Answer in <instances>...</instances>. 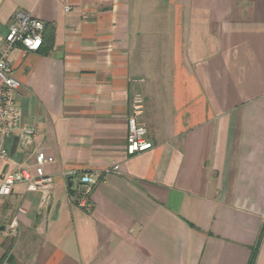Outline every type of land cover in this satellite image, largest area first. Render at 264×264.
Wrapping results in <instances>:
<instances>
[{
	"label": "crops",
	"instance_id": "crops-1",
	"mask_svg": "<svg viewBox=\"0 0 264 264\" xmlns=\"http://www.w3.org/2000/svg\"><path fill=\"white\" fill-rule=\"evenodd\" d=\"M17 10L45 23L9 62L55 182L0 200V263L264 264V0H0V41Z\"/></svg>",
	"mask_w": 264,
	"mask_h": 264
},
{
	"label": "built area",
	"instance_id": "built-area-1",
	"mask_svg": "<svg viewBox=\"0 0 264 264\" xmlns=\"http://www.w3.org/2000/svg\"><path fill=\"white\" fill-rule=\"evenodd\" d=\"M45 23L33 16L30 12L17 10L8 29L0 41V200L9 197L17 184H25L26 189L38 192L43 198L50 195L55 178L46 171V166L55 159L47 150L38 145L37 127L25 120L24 110L20 104L21 81L12 73L9 56L17 46L25 52H37L43 45ZM133 113L129 118L126 152L135 155L153 147V142L146 138L147 127L138 120V115L143 113L145 105L139 95L134 96ZM18 137L16 154L20 159L10 153L13 138ZM5 165H8L3 173ZM118 171L119 166L107 168L106 171ZM80 180L93 185L97 179L93 174L85 172L80 174ZM88 187L80 201L82 206L89 204ZM16 221L11 224L14 229ZM0 264H10L5 258Z\"/></svg>",
	"mask_w": 264,
	"mask_h": 264
},
{
	"label": "water",
	"instance_id": "water-1",
	"mask_svg": "<svg viewBox=\"0 0 264 264\" xmlns=\"http://www.w3.org/2000/svg\"><path fill=\"white\" fill-rule=\"evenodd\" d=\"M17 143H18V137L15 136L13 138V142H12L11 147H10V153H11L12 156H14L15 153H16ZM7 167H8V165H5V167H4L3 171H2L3 173L6 171ZM1 229H4V227H2Z\"/></svg>",
	"mask_w": 264,
	"mask_h": 264
},
{
	"label": "trees",
	"instance_id": "trees-1",
	"mask_svg": "<svg viewBox=\"0 0 264 264\" xmlns=\"http://www.w3.org/2000/svg\"><path fill=\"white\" fill-rule=\"evenodd\" d=\"M260 243H261V234H260V236H259V238H258V242H257V246H256V248H255V251L258 249ZM254 257H255V256L252 257L250 264L253 263V261H254Z\"/></svg>",
	"mask_w": 264,
	"mask_h": 264
},
{
	"label": "rangeland",
	"instance_id": "rangeland-1",
	"mask_svg": "<svg viewBox=\"0 0 264 264\" xmlns=\"http://www.w3.org/2000/svg\"><path fill=\"white\" fill-rule=\"evenodd\" d=\"M17 157L20 159V154H16L15 158H17ZM1 165H2V162H0V168H1Z\"/></svg>",
	"mask_w": 264,
	"mask_h": 264
}]
</instances>
